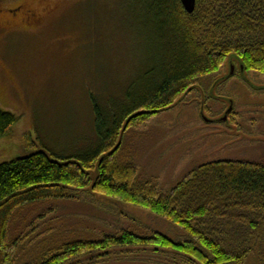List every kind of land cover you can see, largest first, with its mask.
Listing matches in <instances>:
<instances>
[{
	"label": "rangeland",
	"instance_id": "obj_1",
	"mask_svg": "<svg viewBox=\"0 0 264 264\" xmlns=\"http://www.w3.org/2000/svg\"><path fill=\"white\" fill-rule=\"evenodd\" d=\"M19 6L40 18L33 29L0 32V110L19 118L11 134L0 139V164L41 151L71 155L84 147L94 137V98H121L149 52L140 0H0L1 28L7 26L5 11ZM137 126L121 136V154L163 193L202 164L264 163V72L242 70L239 58L230 55L218 71ZM70 196L16 210L5 257L10 251L14 264H40L73 242L126 233L160 232L174 241L186 236L150 210L92 186L71 190ZM178 254L114 248L93 251L101 258L86 254L80 263L189 264ZM246 264L264 263L253 256Z\"/></svg>",
	"mask_w": 264,
	"mask_h": 264
},
{
	"label": "trees",
	"instance_id": "obj_2",
	"mask_svg": "<svg viewBox=\"0 0 264 264\" xmlns=\"http://www.w3.org/2000/svg\"><path fill=\"white\" fill-rule=\"evenodd\" d=\"M140 1V19L150 37L146 65L121 98H94V137L71 155L41 151L0 164V264L15 261L10 251L6 257L4 252L16 210L67 199L71 190L89 186L150 210L184 229L186 236L174 241L160 232L145 237L126 233L73 242L40 264H81L86 254L103 256L95 257L93 251L130 247L174 250L189 264H246L253 256L264 263V163L202 164L163 193L137 175L120 143L131 127L170 107L230 55L239 58L242 70L264 72V0H197L192 14L181 0ZM18 121L0 110V139Z\"/></svg>",
	"mask_w": 264,
	"mask_h": 264
},
{
	"label": "flooded vegetation",
	"instance_id": "obj_3",
	"mask_svg": "<svg viewBox=\"0 0 264 264\" xmlns=\"http://www.w3.org/2000/svg\"><path fill=\"white\" fill-rule=\"evenodd\" d=\"M4 13V11H1ZM7 14H5V21L3 23H5V25L7 26H3L2 28L0 27V32L4 31L6 33H11L15 31V33L17 32L16 30L18 29H24L27 28L26 30H30L33 29V27H35L36 23H38L40 15L33 11V10H29V9H25L23 8V6H19L16 8H8L5 11ZM8 16V17H7ZM19 20L20 21V26H15V22ZM18 27V28H17ZM24 27V28H23Z\"/></svg>",
	"mask_w": 264,
	"mask_h": 264
},
{
	"label": "water",
	"instance_id": "obj_4",
	"mask_svg": "<svg viewBox=\"0 0 264 264\" xmlns=\"http://www.w3.org/2000/svg\"><path fill=\"white\" fill-rule=\"evenodd\" d=\"M185 10L192 14L196 9L197 0H181ZM227 119V117H226Z\"/></svg>",
	"mask_w": 264,
	"mask_h": 264
}]
</instances>
